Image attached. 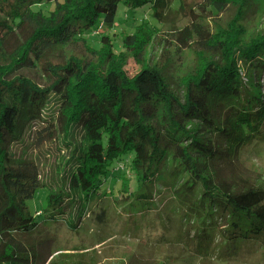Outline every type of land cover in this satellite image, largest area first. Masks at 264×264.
<instances>
[{
    "label": "trees",
    "instance_id": "obj_1",
    "mask_svg": "<svg viewBox=\"0 0 264 264\" xmlns=\"http://www.w3.org/2000/svg\"><path fill=\"white\" fill-rule=\"evenodd\" d=\"M210 2L212 12H224L229 5L247 7L250 0ZM47 3L56 4L49 15L33 10ZM148 5L151 14L139 18ZM165 5L0 0V264H51L59 240L50 225L78 233L89 208L105 199L144 205L150 199L145 188L159 177L173 184L177 216L188 223L185 243L194 256H227L229 247L214 253L208 230L219 231L233 252L264 243V191L238 188L222 173L246 147L264 140V78L258 79L264 39L226 45L223 63L201 59L203 69L186 77L183 96L156 66L131 76L126 67L95 68L66 55L69 46H93L99 36L106 52L102 65L123 57L140 47V35L152 33L150 23L157 27ZM120 12L134 14L132 23L124 19L134 31L115 43L117 34L110 31ZM242 60L252 71L251 86L240 70ZM190 125L200 128L191 132ZM26 136L35 150L53 142L69 149L57 163V192L42 182L35 159L18 156L16 146ZM42 189L48 191L46 207L33 215L28 202ZM201 225L208 230L193 232Z\"/></svg>",
    "mask_w": 264,
    "mask_h": 264
},
{
    "label": "rangeland",
    "instance_id": "obj_2",
    "mask_svg": "<svg viewBox=\"0 0 264 264\" xmlns=\"http://www.w3.org/2000/svg\"><path fill=\"white\" fill-rule=\"evenodd\" d=\"M165 1L164 9H160V23L156 24L157 27L150 23L152 33L147 34L146 39L145 34L139 36L138 49L126 50L123 57L114 58L110 63L105 61L102 65L101 57L106 52L99 46L98 36L94 38L93 46L81 42L69 46L66 48V55L88 60L95 68L126 67L131 76L136 75L142 67L156 66L167 78L174 93L183 96L186 77L203 69L201 59L223 63V47L226 45L234 46L235 43L246 44L264 39V0H250L247 7L229 5L224 12H212L210 0ZM55 6V3H47L41 7L36 6L33 10L49 15ZM150 10L149 5L139 10L138 17L151 14ZM133 15L132 12L119 13L118 19L121 18V21L110 31L117 34V37L111 35L115 43L122 34L124 37L133 33V27L129 25L133 22ZM125 18L129 23L125 22ZM184 31H187V35ZM95 46L99 47L98 52L94 49ZM240 70L251 86V81L254 80L252 71L243 60ZM263 78L264 71L258 76L260 80ZM198 128V125L189 126L191 132H196ZM16 147H19L18 156L23 153L38 162L42 182L46 188L57 192L60 186L57 163L66 157L69 149L53 142L35 150L30 148L28 136L23 145ZM222 173L225 180L231 181L238 188L264 191V140L246 147L241 152L240 160L232 166L225 165ZM171 185L173 184L167 179L159 177L154 185L145 188L144 192L149 194L150 199L144 205L135 201L131 206L108 199L94 204L84 216L78 233L67 232L71 229L65 224L50 225L59 240L53 250L51 264H264V243L258 241L253 246L250 243L239 252H233L231 245H226V240L221 238L219 231L212 232L202 225L193 229V232L206 228L209 237H214V253L218 252L217 248L223 250L229 247L230 250L226 249L227 256L222 260L213 253L207 257L194 256L190 246L185 243L188 223L186 219L180 221L185 217L177 216L180 209L175 202ZM47 196L48 191L42 189L28 202L29 211L33 215L46 207ZM102 209L104 215H101ZM137 213L141 218L136 217ZM191 221L195 223L194 219ZM221 225L222 229L226 226L224 223Z\"/></svg>",
    "mask_w": 264,
    "mask_h": 264
}]
</instances>
